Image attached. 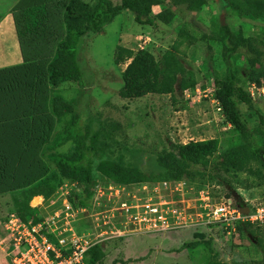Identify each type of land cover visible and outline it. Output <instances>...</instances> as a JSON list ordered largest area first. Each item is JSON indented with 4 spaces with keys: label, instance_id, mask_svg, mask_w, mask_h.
<instances>
[{
    "label": "trees",
    "instance_id": "obj_1",
    "mask_svg": "<svg viewBox=\"0 0 264 264\" xmlns=\"http://www.w3.org/2000/svg\"><path fill=\"white\" fill-rule=\"evenodd\" d=\"M224 1L232 15L248 21H264V0ZM53 3L57 8L56 17L59 18L56 21L61 20L64 26L61 35H57L52 43L49 42L53 45V51L49 48L44 53L27 52L24 55L30 58L32 64L0 69V93L6 95L5 98H0V104L3 102L6 108L12 110L19 106L22 109L21 116L15 114V124L12 121L14 114L6 116L15 129L22 131V135H15L16 139L14 135L10 138L8 136L7 148L1 149L0 194L10 193L13 209L22 221H40V213L30 205V200L36 195L48 197L64 182L75 183L77 187L69 195L73 207H86L93 211L94 184L98 177L105 180L104 186L111 182L117 187L149 185L156 181L199 184L215 181L223 185L229 183L230 175L238 172L264 181V115L258 110L242 82L244 79L259 83L264 78V26L260 33L245 35L241 27L233 29L223 18L217 17V22H213L208 35L202 34V37L207 36L221 47L224 70H214L212 77L206 81L212 87L211 96L221 107L222 119L230 124L234 134L219 152L218 138L190 140L187 143L171 142L155 154L157 170L152 171L126 162L121 154L111 156L109 145L104 140L109 136L107 125L99 122L96 127L91 124L81 126L75 100L67 99L57 91L64 84L80 87L82 70L78 64V50L83 39L103 32L105 26L124 11L130 12L138 24L152 26L160 22L170 25L177 16L193 10L198 12L203 5L202 0H54ZM161 5L163 8L153 13V8ZM173 6L175 9H172ZM193 40L191 24L184 19L178 30L177 40L159 58H155L147 49L133 51L117 45L113 63L126 64L120 72L122 85L117 90L118 96L135 99L147 94H169L176 101V92H194L197 84L206 88L205 79L202 80L203 77L199 75L200 71L187 67L180 58V45ZM239 59L245 62V69L238 64ZM49 92H52L51 113L41 116L36 114L29 125L25 115L27 110L38 112L43 98L46 99ZM13 93L21 95L11 99L10 95ZM242 106L254 114L253 124H249ZM50 114L59 124L44 150L46 159L53 166L51 171L44 163L39 165L37 160H32L28 152L24 153L25 150L34 151L39 140L40 121L36 118L45 116L50 120ZM29 128L36 130L29 133ZM68 142L73 145L70 151L59 150ZM8 147L13 148H10L12 153ZM32 170L34 173H30ZM19 171L25 178L19 180ZM35 198L32 203H35ZM83 221L84 219L80 222ZM79 227H76L78 232ZM236 229L238 238L247 232L256 236V244L263 250L262 256L227 262L224 259L221 261L219 253L214 251L209 254L207 264H264V240L257 235L256 227L244 223L237 225ZM197 236L202 234L198 233ZM199 244V239H195L183 246L196 248ZM206 245L209 243L206 242ZM103 256V242H97L87 251L85 263L100 264ZM130 261L131 259L125 262Z\"/></svg>",
    "mask_w": 264,
    "mask_h": 264
},
{
    "label": "rangeland",
    "instance_id": "obj_2",
    "mask_svg": "<svg viewBox=\"0 0 264 264\" xmlns=\"http://www.w3.org/2000/svg\"><path fill=\"white\" fill-rule=\"evenodd\" d=\"M202 2L203 5L198 12L193 10L190 13L186 12L182 16H177L170 25H164L160 22H156L152 26L138 24L130 12L124 11L106 25L103 32L91 34L83 39L78 50V64L82 70L80 87L64 84L57 92L67 99L75 100L81 126L91 124L96 127L99 122H104L107 125L109 136H106L104 140L109 145L111 156L117 157L121 154L124 156V160L130 164L145 170L156 171L155 154L171 142L187 143L190 140L218 138L220 141L219 152L225 148L228 138L234 134L230 124L226 123L216 113L209 98L203 95V98H199L195 96L197 94L194 95L193 93L194 97L191 100L187 99L183 92H176V101H173L169 94H147L135 99H123L117 94V90L122 85L120 72L126 66V64L115 65L113 63L117 45H122L133 51L142 48L147 49L155 58H159L163 51L175 43L182 21L187 19L191 24L194 40L191 43L183 42L180 45V58L187 67L198 69L199 75L203 77L202 80H209L215 72L214 70L217 72L224 70L220 45L210 41L207 36L206 38L202 37L203 33L208 35L213 22H217V17L223 18L233 29L241 27L245 35L260 33L264 26L263 20L248 21L232 15L227 10L224 0H202ZM162 8V5L154 7L153 13ZM2 27L3 24L0 25V28ZM4 37L2 35L0 37L3 42L9 38L8 34ZM1 46L5 47L3 53L6 54L0 52V63L11 62V60L4 61L12 55L8 40ZM238 64L243 69L246 68L242 59L238 60ZM241 77L243 78L242 75ZM206 85L205 89L210 87L208 83ZM51 93L47 94L46 99L43 98L38 112L27 110L25 115L29 125L36 114L41 116L51 113ZM20 95L21 93H13L10 96L13 99L15 96L20 97ZM254 102L258 110L264 115V100L257 99ZM1 103L0 111H5L4 115L14 114L12 121L15 124V114L22 115L21 106L12 110L6 108L3 102ZM10 107L15 108L16 106ZM241 109L249 124H253L255 122L254 114L245 106H242ZM49 117L50 120L45 116L44 118H36L40 121L39 140L34 151L25 150L24 153L28 152L32 160H37L39 165L41 162L44 163L47 169L51 171L53 166L46 159L44 150L59 124L54 121L51 114ZM7 119L6 116L0 118V152L7 148L8 136L10 138L14 135V139H16L15 135H22V131L15 129L13 123ZM36 128H29V133ZM13 143L16 145L15 140ZM72 147V143L68 142L59 150L68 152ZM8 148L12 153L11 149L13 148ZM19 173L21 175L19 180L25 178L22 172L19 171ZM30 173H34V170ZM228 181L229 183L223 185L217 184L215 181L206 183L209 195L218 197L230 194L242 201L246 200V203L264 202V181L244 172L230 175ZM105 183L104 179L98 177L94 188H99L100 184L104 185ZM161 183V181H156L147 187L140 186L137 192L133 193L136 194L135 198H130L133 196H128L129 199L116 197L110 203H104L101 210L98 208L96 211L84 212L85 215L82 212L76 214V221L82 216H89L87 220L84 219L83 222L79 220L77 223V226H80V232L90 229L92 225L94 234L102 237L104 256L100 264H207L209 254L214 251L219 253L218 256L221 261L224 259L227 262L262 256L263 250L256 244V236H251L248 232L243 237L238 238L237 236H227L216 227L206 229L201 226H199L201 228L184 226L166 231H148L143 230L145 229L143 225L136 224L133 226V224H129L127 228H120V225L125 224V220H127L124 217L125 213L131 212L126 207L120 206L123 200L133 204L150 201L151 206L159 204L162 208L163 200L173 201V203L177 202L176 200L186 202V199L193 197L191 186L195 182L186 181L181 185L182 182L180 181L178 187L182 188V191L178 193L169 191L168 188L165 189ZM76 188L75 185H69L71 191L76 190ZM55 192L56 190L48 197L43 195L36 197L35 203H32V199L35 197L33 196L29 202L32 207L39 211L40 221L44 222L43 226H47L53 211L61 206L59 201L54 203L58 198V192ZM95 197L96 195L94 201H97ZM188 205L190 204H178L180 206L178 209L183 212L182 208H186L184 221L190 224L191 213L187 208ZM13 212L15 210L10 193L0 194V264H8L9 262L5 258L8 257L6 252L1 249V243L6 236L4 223ZM127 216L130 217L131 214H127ZM192 217L194 216L192 215ZM99 219L101 221L106 220L107 225L113 227H111L113 232H110V235L94 227L95 222L98 223ZM134 227L136 230L133 232ZM253 227H256L257 235L264 240V225ZM119 228L121 231L118 230ZM198 233L202 236H197ZM195 239L200 241L196 248L183 246V244ZM206 242L209 243L208 246ZM129 259H131L130 262H125Z\"/></svg>",
    "mask_w": 264,
    "mask_h": 264
},
{
    "label": "built area",
    "instance_id": "obj_3",
    "mask_svg": "<svg viewBox=\"0 0 264 264\" xmlns=\"http://www.w3.org/2000/svg\"><path fill=\"white\" fill-rule=\"evenodd\" d=\"M242 82L254 101L257 99L264 100V78L259 83L244 81V79H242ZM204 83L207 84V81L205 80ZM211 92V86L205 89L197 84L194 92L185 90L183 94L191 100L194 97L193 93L194 95L197 94L195 96L199 98L208 97L216 113L222 117L221 107L218 101L211 96ZM179 182L162 181L161 184L165 189L168 188L169 191L178 193L182 191V188L178 187ZM181 182V185L186 183V181ZM70 184L75 185V183L64 182L57 187L58 198L54 203L59 201L61 206L53 211L47 226H43L44 222L42 221L33 222L32 219L24 222L16 212L9 215L4 223L6 236L1 243V249L8 256L5 257L9 260L8 264H86L85 255L87 251L95 243L101 242L102 237L94 234L92 225L89 230L77 231L76 227L79 220L88 219L89 216H82L76 221V214L82 212L85 215L84 212L90 210L86 207H73L69 201ZM99 186V188L97 187L99 191L97 188L95 189V199L97 201L93 200L92 206L95 207L93 211L98 210V208L101 210L104 203H110L116 197L118 199H129L128 196L135 198L136 194L133 193H136L140 186L147 187L148 185L117 187L109 182L106 186L102 184ZM207 186L206 184L194 183L191 186L192 198L186 199V202L176 200L175 203L163 200L162 208L159 204L151 206L150 201L146 203L135 202L133 204L128 203L130 201L123 200L120 206L126 207L131 212L125 213L124 217L127 220H125V224L120 225V228H127L129 224H133V226L136 224L143 225L145 227L143 230L148 231H166L167 229L172 230L184 226L206 229L216 227L221 229L222 233L227 236H238L237 225H243L244 223H249L251 226L264 225V202L246 203V200L242 201L230 194L212 197L209 195ZM183 203L185 205L190 204L187 207L191 213L190 224L184 221L186 208H182L183 212L178 209L180 207L178 204ZM244 209H246V212ZM127 214H131V216L128 217ZM99 222H95V228L97 227V229L105 231V234L109 235L110 232H113L112 226L107 225L106 220L101 221L99 219ZM120 228L118 230L121 231ZM132 230L134 232L136 228L134 227Z\"/></svg>",
    "mask_w": 264,
    "mask_h": 264
},
{
    "label": "crops",
    "instance_id": "obj_4",
    "mask_svg": "<svg viewBox=\"0 0 264 264\" xmlns=\"http://www.w3.org/2000/svg\"><path fill=\"white\" fill-rule=\"evenodd\" d=\"M53 1L0 0V25L3 24L0 33L3 37L8 34L9 38L7 40L12 49V55L8 59H4V61L11 60V62L0 63V69L32 64L30 58L24 55L27 52L44 53L49 48L53 51V45L49 42L52 43L53 39L57 35H61L64 29L61 20L56 21L59 18L56 17L57 8ZM5 31L7 32L5 33ZM40 39L41 41H37ZM5 42L0 40V46ZM0 52L6 54L3 53L5 47L1 46ZM1 97L5 98L6 96L0 94ZM4 114L5 111H0V118L1 116H7ZM35 197H40V195Z\"/></svg>",
    "mask_w": 264,
    "mask_h": 264
},
{
    "label": "water",
    "instance_id": "obj_5",
    "mask_svg": "<svg viewBox=\"0 0 264 264\" xmlns=\"http://www.w3.org/2000/svg\"><path fill=\"white\" fill-rule=\"evenodd\" d=\"M167 1H169V0H167ZM172 9H175V6H173ZM244 211L246 212V209H244Z\"/></svg>",
    "mask_w": 264,
    "mask_h": 264
}]
</instances>
